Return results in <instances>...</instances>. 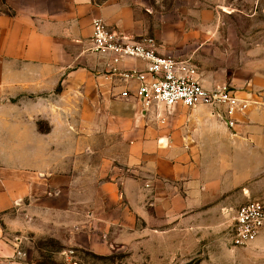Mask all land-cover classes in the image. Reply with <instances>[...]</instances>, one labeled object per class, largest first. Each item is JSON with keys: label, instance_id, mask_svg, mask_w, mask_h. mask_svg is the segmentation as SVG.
<instances>
[{"label": "crops", "instance_id": "crops-1", "mask_svg": "<svg viewBox=\"0 0 264 264\" xmlns=\"http://www.w3.org/2000/svg\"><path fill=\"white\" fill-rule=\"evenodd\" d=\"M98 19L136 40L155 36L122 0H0V215L20 208L30 219L67 221L79 232L76 224L87 211L89 228L110 233L113 207L124 206L117 210L125 224L120 219L114 236L124 244L144 236L126 222L131 207L140 213L147 192L155 206L152 220L168 223L192 222L196 213L205 219L206 207L238 201L241 189L264 198V90L255 81L264 65L256 66V52L248 53L246 76L225 78L249 103L230 132L222 107L145 110L138 83L111 75V69L144 70L146 63L114 64L113 54L93 52ZM158 39L160 55L191 60L184 46L191 36L178 46L163 35ZM113 139L124 151L119 159L111 156ZM84 153L87 171L81 174ZM150 232L155 239L178 234ZM183 235L191 249L187 262L250 264L257 253L264 264V230L248 248H234L224 236L204 246L191 229ZM213 248L221 257L212 256ZM161 252L157 241L155 253Z\"/></svg>", "mask_w": 264, "mask_h": 264}, {"label": "rangeland", "instance_id": "rangeland-1", "mask_svg": "<svg viewBox=\"0 0 264 264\" xmlns=\"http://www.w3.org/2000/svg\"><path fill=\"white\" fill-rule=\"evenodd\" d=\"M122 1L135 10L137 20H141L145 28L155 30V36L150 34L147 37H155L157 44L161 35L176 46L183 45L185 36H191V40L184 44L189 49L185 57L191 59L199 80H205L212 89L229 87L230 83L225 80L227 75L239 73L246 76L248 64H251L248 53L253 50L257 54L256 66L262 68L264 65V0ZM203 25L207 29H201ZM263 74V68L257 69L255 81L264 90ZM229 131L233 132L231 128ZM98 145L103 147L107 143L99 142ZM123 153L113 139L112 158L119 159ZM81 163V174H86V153L81 155ZM147 194L140 213L131 207L133 215L126 222L129 231H145L144 236L129 238L124 244L121 242L123 239L114 237L120 231V226H117L120 219L125 224L123 213L117 210L124 206L112 209V235L109 231L89 228L92 226L86 223L87 211L76 224L79 225V232L67 221L30 219L20 208L0 215V264H155V261L156 264H198L197 259L187 262L191 249L185 247L188 240L183 235L185 229L195 231L198 241H203L204 246H213L223 236V240L230 243L228 230L236 211L252 201L264 202V198L249 197L241 189L238 201L234 199V203L206 207L205 219L200 220L199 213H196L197 218L192 222L168 223L152 220L155 219V206L150 193ZM89 229L94 230L95 235ZM157 229L161 232L172 229L178 234L155 239L150 231ZM157 241L165 248L160 255L155 253ZM168 247H172L173 251L168 253ZM213 249L212 256L221 257L220 248ZM257 256V253L250 255L249 263L259 264L262 259Z\"/></svg>", "mask_w": 264, "mask_h": 264}, {"label": "built area", "instance_id": "built-area-1", "mask_svg": "<svg viewBox=\"0 0 264 264\" xmlns=\"http://www.w3.org/2000/svg\"><path fill=\"white\" fill-rule=\"evenodd\" d=\"M96 53H111L113 63L123 59L140 60L146 63L144 70L111 69V75L123 81H136L137 98L145 110L162 106L166 110L177 105L195 108L206 105L222 107L228 117L230 128L235 126L233 118L247 109L249 103L238 98L234 88L224 86L205 89L198 80L195 67L188 61H177L158 52L155 38L139 40L125 36L98 19L93 25L92 49ZM124 96H127L124 93ZM264 230V202L252 201L239 208L228 230L230 245L245 248L254 243Z\"/></svg>", "mask_w": 264, "mask_h": 264}]
</instances>
